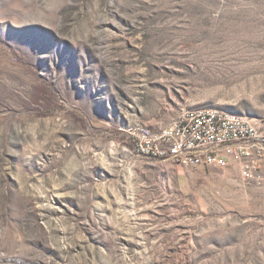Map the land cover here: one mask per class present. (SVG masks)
Listing matches in <instances>:
<instances>
[{"label":"rangeland","instance_id":"374dc122","mask_svg":"<svg viewBox=\"0 0 264 264\" xmlns=\"http://www.w3.org/2000/svg\"><path fill=\"white\" fill-rule=\"evenodd\" d=\"M194 108L264 118V0H0V264H264V177L135 149Z\"/></svg>","mask_w":264,"mask_h":264},{"label":"built area","instance_id":"2783aa9c","mask_svg":"<svg viewBox=\"0 0 264 264\" xmlns=\"http://www.w3.org/2000/svg\"><path fill=\"white\" fill-rule=\"evenodd\" d=\"M138 153L171 160L187 168L237 167L245 181L264 177V118L247 121L213 109L184 112L158 132L148 126L130 130Z\"/></svg>","mask_w":264,"mask_h":264},{"label":"bare ground","instance_id":"6f19581e","mask_svg":"<svg viewBox=\"0 0 264 264\" xmlns=\"http://www.w3.org/2000/svg\"><path fill=\"white\" fill-rule=\"evenodd\" d=\"M213 109H219V112L222 114H230V115H232V117L243 118V120H247V121L259 120L254 116L241 114V113H237V112H231V111L220 109V108H199V113L200 114H209L210 112L213 111ZM223 168H230V165H223Z\"/></svg>","mask_w":264,"mask_h":264}]
</instances>
